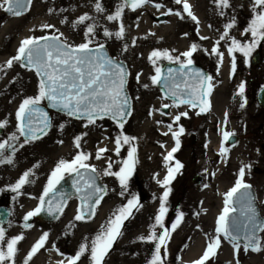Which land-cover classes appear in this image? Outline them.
I'll return each mask as SVG.
<instances>
[{
    "label": "rangeland",
    "instance_id": "rangeland-1",
    "mask_svg": "<svg viewBox=\"0 0 264 264\" xmlns=\"http://www.w3.org/2000/svg\"><path fill=\"white\" fill-rule=\"evenodd\" d=\"M92 1L96 2V0ZM118 2L119 0H100L105 11L97 13L94 5L84 0H42L41 19L44 24L53 25L56 29L54 27L44 29L43 25L30 27L25 25L26 23L18 26L23 31L31 28L27 37L58 35L68 43L78 45L84 42V25L73 28L72 22L84 13L94 17L98 24L95 43H103L112 57L127 65V91L132 102V110L122 129L110 119L98 120L94 126L85 127L86 121L73 120L65 115L52 113V126L45 137L22 148L18 147L13 154L11 165L0 164V200L8 203L12 211L5 236L6 239L17 235L23 236L17 245L18 251L14 257V264H23L31 246L44 232L49 233L45 247L31 258L29 264H40L41 260H44L45 264H60L61 261L67 264V258L75 255L85 238L94 237L109 216L118 207L127 203V199L133 194L139 198L141 207L124 222L122 235L113 244L104 264H147L154 244L139 241L137 237L143 235L141 229L147 223H154V215L157 211L151 213L149 218L144 217L143 211L146 206H149V209L152 207L151 204L154 202L152 197L156 196V192H160L157 188V180H162L167 172L163 156L175 145L167 128L168 124H173V131H179V128L183 127L184 132L179 137L180 147L173 154L174 160L170 162L174 164L175 161H179L183 167L169 185L172 191L167 201L168 212L165 215V226H171L178 211L183 213V217L179 226L171 232L170 238L166 241L167 251L172 245L173 233L182 227L183 230L188 227L186 224L190 218L188 210L199 217L206 216L207 213L212 214L213 219L216 216L219 217L224 208L225 194L234 186L242 165H250V168L245 170L243 182L253 189L256 204L264 218V110L259 107L256 100L257 92L264 86V40H260L247 58V63L241 53H235L236 70L231 77L230 60L225 43L222 41L219 45L220 51L224 52L219 71L217 58L208 54L223 31L224 24L230 22L232 17H235V26L229 30L230 35L241 41L251 40L250 34L241 36V32L252 19V0H230V7L223 10L225 13L223 16L219 14L220 9L216 7L214 0H187L191 6L190 10L199 21L198 26L187 16V13H183V0L180 5L175 4L174 0H150L135 11L125 8L122 19L128 27L123 39H116L115 36L105 37L103 35L105 28L115 32L106 23L105 17L115 11ZM35 4V0H32L29 11L20 17H6L0 9V27H3L6 21L28 20ZM156 4L161 7L157 9ZM49 9L52 11L50 12ZM169 9H172V13L166 15L167 21L157 22L155 16L168 13ZM176 11H180L183 18L175 15ZM61 21L65 22L61 23ZM201 37H207V39H201ZM172 39L181 41L182 44L167 46L166 41ZM95 43L90 46H95ZM193 43L198 45L197 51L191 57L193 64L200 65L208 73L212 64L214 78V88L209 97L210 111L202 116H198L197 110L190 106H174L171 100L164 98L157 84H152L150 79L151 76L156 75V67L161 69L164 63L172 62L163 57L153 58L155 63L149 62L148 56L153 50H168L172 57H176L189 50ZM255 53L260 55V62L257 66H252L251 60ZM140 55L146 57L147 61H142ZM180 59L185 60L182 56ZM3 64L4 62L0 63V65ZM137 74H140L139 81ZM38 82L36 74L21 68L19 63H14L10 69L0 71V121H7L6 127L2 129L3 136L0 137V141L16 131V109L23 98L37 94ZM241 82L245 83L246 105L243 109L239 106L241 98L236 96ZM145 84L148 85L147 88L144 87ZM41 104H44V101ZM162 104L170 105L166 114L162 112ZM181 112H187V117H181L178 122L173 123L174 116ZM225 113L228 114L226 123ZM61 125L63 128L60 127ZM224 131L238 135L239 141L233 146L226 143L228 152L226 155H221ZM120 132L135 139L130 145L122 146L120 154L117 155L115 139ZM164 132H169V135H163ZM85 133L87 135H84ZM103 134H108V137H104ZM78 135L83 137L79 149L74 145V138ZM192 135L195 138L193 144L190 141ZM22 141L21 138L20 142ZM65 143L68 145L70 143L73 148L72 155L63 157L65 160H71L81 151L89 154L90 158L86 163L100 171L99 180L106 187L107 194L96 207L91 219L74 220L79 201L71 198L54 222L34 221L31 228L20 226L18 222L39 202L38 198L48 177L43 175L46 162L53 159ZM161 144L165 147L161 148ZM122 145H124L123 141ZM130 146L136 149L137 163L128 182V192L121 196V187L117 178L105 176L102 173L109 163L118 161V158H127ZM98 148L108 149L99 160L95 158ZM119 167L114 163L111 171H119ZM29 169L33 172L31 177L33 183L26 184L19 194L12 192L10 185ZM196 176L202 180L194 185L193 180ZM202 198L206 205L200 203ZM69 207L71 214L68 220L66 213ZM213 219L212 226H214ZM208 228L211 229V222ZM185 233L182 232V235ZM214 233L212 228L211 235ZM189 238L186 236L185 240L183 239L184 245L188 243L185 241ZM260 239L264 244V232H261ZM183 244L171 252L173 256L175 255L174 258L167 255L164 264H193V261L203 254L204 250H201L202 253L198 257L187 261L183 253ZM218 263L264 264V247L259 252L251 250L245 252L241 248L237 253L234 252L232 245L221 237V245L216 255L206 262V264ZM77 264H89L87 256L82 257Z\"/></svg>",
    "mask_w": 264,
    "mask_h": 264
},
{
    "label": "snow or ice",
    "instance_id": "snow-or-ice-1",
    "mask_svg": "<svg viewBox=\"0 0 264 264\" xmlns=\"http://www.w3.org/2000/svg\"><path fill=\"white\" fill-rule=\"evenodd\" d=\"M149 2L150 0H119L115 11L106 15L105 18L110 22L121 21L125 8L135 11ZM31 3L32 0H0V9L14 17H19L28 10ZM174 3L180 5L182 0H174ZM214 3L220 9L219 14L221 16L225 14L223 10L230 7V0H214ZM155 7L159 9L161 5L156 4ZM182 8L183 13H187V16L198 26L199 21L190 10L191 6L187 0H183ZM94 10L97 13H104L105 9L102 7L100 0H96ZM49 11L51 12L52 9H49ZM169 13H172V9L164 14ZM174 14L183 18L180 11H176ZM64 22L61 21V23ZM72 25L73 28L84 25V42L78 45L70 44L58 35L29 36L20 41L16 55L8 59L5 64L0 65V71H4L12 68L14 63H19L21 68L34 71L39 78L37 94L23 98L16 109V131L0 141V164L11 165L13 154L18 147L22 148L24 145L40 140L47 135L52 122L49 113L40 106L43 101L47 102L48 108L62 112L69 118L86 121L85 127L94 126L98 120L110 119L122 129L126 118L131 115L129 97L125 92L127 70L117 59L108 56L103 43H95L98 27L95 18L88 13H84L73 21ZM234 26L235 17H232L230 22L224 24L223 31L219 34V38L214 42L208 53L217 58V70L219 71V66L224 59V52L220 51L219 45L222 41L225 43L227 56L230 60V77L234 75L236 70L235 53H241L245 57V63H247V58L252 54L260 40H264V0H252V19L241 32V36L250 34V41H241L231 36L229 30ZM42 27L49 29L54 26L45 24ZM124 31V25L121 22L119 30L111 32L105 28L103 35L123 39ZM201 39H207V37H201ZM93 43H95V47L90 46ZM197 49L198 45L193 43L189 50L176 57H172L168 50H153L149 54L148 60L155 63L153 58L163 57L173 63L180 64L179 69L169 68L166 74H161L160 68L156 67V75L150 77L151 82L154 85L163 82L167 88L164 98L171 97L174 106L199 107L200 110L197 115H200L210 110L209 97L214 88V78L192 67L191 57ZM181 56L185 58L184 61H181ZM139 76L140 74H137L138 81ZM144 87L147 88L148 85L145 84ZM244 92L245 83L241 82L236 92V96L241 98L239 105L241 109L246 105ZM161 107L168 108L170 105L162 104ZM187 115V112L175 115L173 123L178 122L181 117H187ZM227 115L225 113V123ZM6 125L7 121H0V129H4ZM60 127L63 128V125ZM167 128L175 141V145L163 156L167 172L162 180H157V184L163 189L162 194L157 197L159 208L154 215V223L149 225L148 234L137 237L139 241L154 244L151 258L147 261V264H164V260L168 255L166 241L170 238L171 232L179 226L183 217V213L178 211L171 226H165V215L168 212L167 201L172 191L169 185L183 167L179 161H175L174 164L170 162L174 160L173 154L180 147L179 137L184 132L183 127H180L179 131H173V124H168ZM169 132H164L163 135L167 136ZM234 135L233 132H223L221 155L227 154L228 148L225 147V144ZM21 137H23L22 142H20ZM82 139L83 137L80 135L74 138V145L77 149L80 148ZM134 139L135 137H129L120 132L115 139L116 154H120L122 141L124 144L130 145ZM160 147L164 148L165 145L161 144ZM106 151H108L107 148H98L95 158L101 159L102 154ZM135 153V147L130 146L127 158L119 162V171H111L112 163H109L102 173L105 176H115L117 178L121 187V196L128 192V182L137 163ZM89 158V154L81 151L71 160L61 158L55 164L47 177V182L38 198L37 206L23 216L24 228H31L32 225L28 222L41 213L59 218L58 214L63 212L64 206L71 198L70 193L63 192L58 187L61 181L65 179V174L70 177L74 176L72 187L81 201V206L78 207L74 220L84 221L92 218L96 207L101 203L104 195L107 194V190L97 183L101 173L95 166L86 163ZM247 168H250V165H242L239 168L238 178L234 186L225 194L224 208L216 219L215 233L214 235H206L207 244L203 254L199 259L193 261V264H206L214 257L221 245V237L227 240L232 245L234 252L237 253L241 248L245 252L249 250L259 252L264 247L259 236V233L264 232V220L257 217L256 209L253 206L254 198L250 192L251 186L243 182ZM82 169L83 171H81ZM32 176L31 169L23 172L16 182L10 185V190L19 194L26 184L33 183ZM140 207L139 198L134 194L131 195V198L127 199V203L118 207L107 221L100 226V230L94 237L85 238V241L79 245L75 255L67 258V264H77L85 256H87L89 264H104L113 244L122 235L124 222L130 219L135 211H139ZM237 212H239V217L234 215ZM48 236V232H44L39 236L28 251L23 264H29L31 258L45 247ZM22 239V235L6 239L4 228L0 227V264H14V257L18 251L17 245ZM60 264H63V261Z\"/></svg>",
    "mask_w": 264,
    "mask_h": 264
},
{
    "label": "bare ground",
    "instance_id": "bare-ground-1",
    "mask_svg": "<svg viewBox=\"0 0 264 264\" xmlns=\"http://www.w3.org/2000/svg\"><path fill=\"white\" fill-rule=\"evenodd\" d=\"M86 3L88 4H95L93 3L92 0H84ZM36 4L34 6V9H32V12L30 14L29 19H19L18 21H6L5 25L3 27H0V63L4 64L6 63V61L8 59H10L13 54L16 53L20 41L25 39L28 34H29V30L31 29H25L24 31L19 29L18 26L19 24L22 23H26L25 25H28L30 27H32L33 25L36 26H40V25H45L43 20L41 19V14L43 13L42 11V0H35ZM123 23L124 25V29L125 31H127V27L128 24H126L124 22L123 19H121V21H108L106 20V23H108V25L110 26V28L114 31L119 30V24ZM14 24V25H13ZM17 24V25H15ZM203 27V26H202ZM56 29V27H54ZM124 31V32H125ZM204 31V27L202 28V32ZM182 44V42H177L175 40H167L166 41V45L167 46H172L173 44ZM140 59L142 61H147L146 57H143L142 55H140ZM104 137H108V134H103ZM127 144H124L122 146H126ZM121 146V147H122ZM63 149V151H62ZM61 150V152H60ZM73 152V148L72 146L68 144H64L63 147H61V149H59V151L56 153V155H54L53 159L49 160L46 162V168L43 172L44 176H48L50 174V172L52 171V169L54 168L55 164L64 156L66 155H72ZM64 159V158H63ZM67 159V158H66ZM126 159L125 158H118V161H115L114 163L117 164V166H120V161ZM112 163V165L114 164ZM157 188L158 191L160 190V192H156V196L152 197L153 198V204L152 207L149 209V206H146V209L143 211L144 212V217L145 218H149L150 214L155 213L158 208H159V200H158V196L162 194L163 189L160 188V186L157 184ZM204 198H202L201 202L203 205H206L205 200H203ZM222 206V204L220 205V207ZM142 212V213H143ZM71 214V208L69 207V209L67 210L66 213V218L69 220V216ZM188 214L190 215L189 221L186 222V224H188L186 227V229L183 230V227L180 228L178 231L173 233V238H172V245L171 247L168 249V254L169 256L172 258L175 257V255L173 256V254L171 252H173L175 250V248H179L182 246L185 237L188 236L190 237L189 239H187L185 242H188L187 244H183L184 246V256L186 258L187 261H192L193 259H195L196 257H198L202 251L205 249L206 244H207V239H206V235H211V229L213 228V231L215 232V227H216V219L218 218V216H216L215 219L212 218V214L209 215L210 213H207L206 216H196L195 213H192L190 210H188ZM212 219L214 220V226H212ZM211 222V229L208 228L209 223ZM151 223H147V225L145 227H143L141 229V233L144 235L148 234V228L149 225ZM182 232H186L184 235H182ZM184 239V240H183ZM151 243V242H149ZM148 245V243H147ZM202 250V251H201ZM201 251V252H200ZM40 264H45L44 260L40 261ZM219 264V263H218Z\"/></svg>",
    "mask_w": 264,
    "mask_h": 264
},
{
    "label": "water",
    "instance_id": "water-1",
    "mask_svg": "<svg viewBox=\"0 0 264 264\" xmlns=\"http://www.w3.org/2000/svg\"><path fill=\"white\" fill-rule=\"evenodd\" d=\"M29 6H30V5H29ZM29 6H28V10H29ZM28 10L25 11L22 15L26 14V13L28 12ZM4 15L7 16V17H14V16H12L11 14H8V13H5V12H4ZM22 15H21V16H22ZM165 19H166V15H164V14L161 15V16H159V17H156V21H157V22H164ZM94 47H95V46H94ZM105 51L107 52L108 56H110L109 53H108V49H107L106 47H105ZM110 57H111V56H110ZM117 60H118V59H117ZM118 61H119L120 63H122V64L125 66V68H126V70H127V73H128V69H127V65H126V63L123 62V61H120V60H118ZM259 61H260V55H259L258 53H256V54L253 56V58H252L251 65H252V66H256V65L259 63ZM179 67H180V65H176V64H173V63H165V64H163V66H162V68H161V74H166V73H167V70H168L169 68H172V69H179ZM192 67L195 68V69H199L201 72H203V73H205V74H208V73H207L202 67H200V66H198V65H194V64H192ZM127 79H128V75H127ZM126 84H127V82H126ZM126 84H125V92H126L127 96L129 97V94H128L127 89H126ZM157 86H158L159 90L161 91V93L165 96V93H166V91H167V88H166V86L163 84V82H161L160 84H157ZM167 99H169V100L172 101V98H171V97H169V98H167ZM44 102H45V105H40V106L43 107L44 110H45L46 112L49 113L50 117H51V112H55V113H59V114H63V115H64V113H62V112H59V111H57V110H53V109L48 108V107H47V102H46V101H44ZM129 102H130V108H131V110H132V102H131L130 97H129ZM257 102H258L259 106H260L262 109H264V87H262V88L259 90L258 94H257ZM181 106H188V105H181ZM205 106H206V105H205ZM197 110H198V112H199V110H200L199 107H197ZM167 111H168L167 108H163V110H162L163 113H167ZM207 112H208V111H206V112L200 114L199 116H202V115H204V114L207 113ZM128 118H129V116L126 118L125 123L127 122ZM72 119H74V120H79V119H75V118H72ZM125 123H124V124H125ZM50 128H51V127H50ZM50 128L48 129V132H49ZM43 137H44V136H43ZM22 139H23V137H22ZM190 141H191L192 144L195 142V138H194V136H191ZM235 141H236V138H235V137H232L228 143L231 145V144H233ZM81 171H83V169H82ZM73 178H74V176L70 177V176L67 175V176L65 177V179L61 181V183H60V185H58V187L61 189V191H63V192H67V193H70L71 198L74 197V198H76V199L79 200V198L77 197V194H76V192H75V189L72 187V179H73ZM201 180H202V179H201L200 177L196 176L195 180H193V184H194V185H197V184L200 183ZM97 183H98L99 185H101V186H104V185L100 182L99 178H98V180H97ZM104 187H105V186H104ZM105 188H106V187H105ZM250 192L252 193V196H253V198H254V199H253V206H254L255 209H256L257 217H258V219H260V220H264V218H262L261 215H260L259 208H258V206H257V204H256V197H255V194H254V191H253L252 188H250ZM79 202H80V204H79V207H80V206H81V201L79 200ZM231 206H232V205H231ZM60 214H61V213H59L58 215L60 216ZM234 215L237 216V217H239V212L235 213ZM9 217H10V211H9V210H7V209H0V224H2V225H3V224H6L7 221H8V219H9ZM35 218L38 219V220L44 221V222H53V221H55V220L57 219V218H55L54 216H50V215H48L47 213H41L39 216H37V217H35ZM259 234H260V233H259Z\"/></svg>",
    "mask_w": 264,
    "mask_h": 264
},
{
    "label": "flooded vegetation",
    "instance_id": "flooded-vegetation-1",
    "mask_svg": "<svg viewBox=\"0 0 264 264\" xmlns=\"http://www.w3.org/2000/svg\"><path fill=\"white\" fill-rule=\"evenodd\" d=\"M210 67H211V69H210V73H209V75H211L212 76V64H210ZM211 95H212V92H211ZM3 136V130L2 129H0V137H2ZM0 208H2V209H10V206H9V204L8 203H6V202H3V201H1L0 200ZM10 213H11V211H10ZM23 220H21V221H19L18 222V224L21 226L24 222H22ZM35 221H37V220H35ZM31 225L33 224V222H34V220L31 218ZM10 225V220L8 221V224L7 225H0V227H2V228H4V230H5V232L7 231V229H8V226Z\"/></svg>",
    "mask_w": 264,
    "mask_h": 264
}]
</instances>
